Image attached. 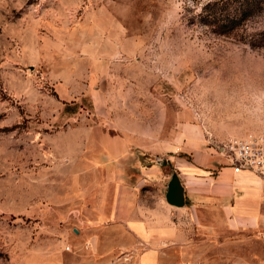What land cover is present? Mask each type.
<instances>
[{
	"label": "rangeland",
	"instance_id": "374dc122",
	"mask_svg": "<svg viewBox=\"0 0 264 264\" xmlns=\"http://www.w3.org/2000/svg\"><path fill=\"white\" fill-rule=\"evenodd\" d=\"M187 3L0 0V264H170L187 169L264 134V50Z\"/></svg>",
	"mask_w": 264,
	"mask_h": 264
},
{
	"label": "crops",
	"instance_id": "0c3cea01",
	"mask_svg": "<svg viewBox=\"0 0 264 264\" xmlns=\"http://www.w3.org/2000/svg\"><path fill=\"white\" fill-rule=\"evenodd\" d=\"M212 165L211 159L204 158L187 169L183 186L188 203L178 209L190 212L193 223L190 232L175 228L177 254L161 255L170 264H264V179L248 172L233 174L227 166L212 173ZM194 230L200 239L190 237ZM240 231L252 237H225ZM215 248L220 251L213 253ZM144 255L138 259L150 264ZM152 260L153 264L166 263L157 252Z\"/></svg>",
	"mask_w": 264,
	"mask_h": 264
},
{
	"label": "trees",
	"instance_id": "16d2710c",
	"mask_svg": "<svg viewBox=\"0 0 264 264\" xmlns=\"http://www.w3.org/2000/svg\"><path fill=\"white\" fill-rule=\"evenodd\" d=\"M187 22L215 36H234L250 48L264 50V0H191ZM199 4V5H198Z\"/></svg>",
	"mask_w": 264,
	"mask_h": 264
},
{
	"label": "built area",
	"instance_id": "2783aa9c",
	"mask_svg": "<svg viewBox=\"0 0 264 264\" xmlns=\"http://www.w3.org/2000/svg\"><path fill=\"white\" fill-rule=\"evenodd\" d=\"M220 150L233 174L248 172L264 179V134L229 138Z\"/></svg>",
	"mask_w": 264,
	"mask_h": 264
},
{
	"label": "water",
	"instance_id": "95a60500",
	"mask_svg": "<svg viewBox=\"0 0 264 264\" xmlns=\"http://www.w3.org/2000/svg\"><path fill=\"white\" fill-rule=\"evenodd\" d=\"M169 198L171 203L175 205H181L183 203L182 189L177 180L172 182V189Z\"/></svg>",
	"mask_w": 264,
	"mask_h": 264
}]
</instances>
